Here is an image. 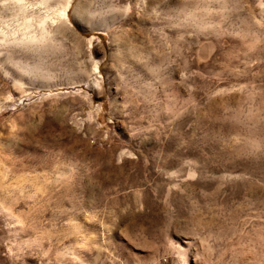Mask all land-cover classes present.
<instances>
[{"label":"rangeland","instance_id":"1","mask_svg":"<svg viewBox=\"0 0 264 264\" xmlns=\"http://www.w3.org/2000/svg\"><path fill=\"white\" fill-rule=\"evenodd\" d=\"M65 1L0 0V264H264V0Z\"/></svg>","mask_w":264,"mask_h":264},{"label":"bare ground","instance_id":"2","mask_svg":"<svg viewBox=\"0 0 264 264\" xmlns=\"http://www.w3.org/2000/svg\"><path fill=\"white\" fill-rule=\"evenodd\" d=\"M72 3H73V0H66L65 1V3H64V5L61 7V9H60V11H59V17H62V19L65 21V23H68L69 21H68V10L70 9V7H71V5H72ZM58 17V16H57ZM46 18H48V17H46ZM60 19V18H59ZM46 20V19H45ZM32 21V20H31ZM31 21H26L25 22V24H24V26H25V28L27 29V28H31L30 26L32 25V23H31ZM46 22V21H45ZM64 23V22H63ZM64 23V24H65ZM70 23V22H69ZM43 24H44V19H42L41 21H40V26H41V28H42V31H43V29H44V26H43ZM44 25H46V23L44 24ZM23 27V26H22ZM24 28V29H25ZM45 30H46V27H45ZM28 31V30H27ZM44 33H46V32H43V34ZM46 34H48V32L46 33ZM33 36V35H32ZM32 36H31V38H32ZM30 38V39H31ZM41 38V37H40ZM37 39V38H36ZM26 40V39H25ZM31 40H34V38L33 39H31ZM98 67H99V63L98 62H96V65H95V68H94V71L95 72H98L99 70H98Z\"/></svg>","mask_w":264,"mask_h":264}]
</instances>
